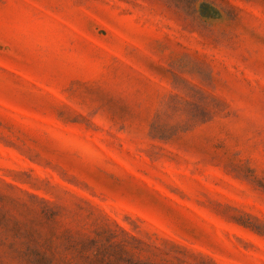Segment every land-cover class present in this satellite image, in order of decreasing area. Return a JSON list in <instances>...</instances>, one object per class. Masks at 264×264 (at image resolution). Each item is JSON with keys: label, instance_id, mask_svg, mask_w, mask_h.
I'll use <instances>...</instances> for the list:
<instances>
[{"label": "rangeland", "instance_id": "374dc122", "mask_svg": "<svg viewBox=\"0 0 264 264\" xmlns=\"http://www.w3.org/2000/svg\"><path fill=\"white\" fill-rule=\"evenodd\" d=\"M0 264H264V0H0Z\"/></svg>", "mask_w": 264, "mask_h": 264}]
</instances>
